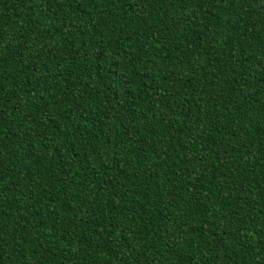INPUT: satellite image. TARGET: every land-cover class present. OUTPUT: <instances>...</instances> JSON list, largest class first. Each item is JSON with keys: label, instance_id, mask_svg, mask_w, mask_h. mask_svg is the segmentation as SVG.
Listing matches in <instances>:
<instances>
[{"label": "trees", "instance_id": "16d2710c", "mask_svg": "<svg viewBox=\"0 0 264 264\" xmlns=\"http://www.w3.org/2000/svg\"><path fill=\"white\" fill-rule=\"evenodd\" d=\"M0 264H264V0H0Z\"/></svg>", "mask_w": 264, "mask_h": 264}]
</instances>
